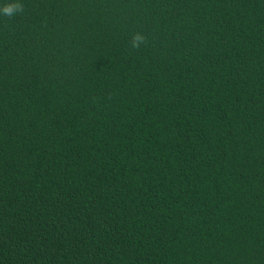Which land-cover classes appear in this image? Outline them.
Instances as JSON below:
<instances>
[{
	"label": "trees",
	"instance_id": "16d2710c",
	"mask_svg": "<svg viewBox=\"0 0 264 264\" xmlns=\"http://www.w3.org/2000/svg\"><path fill=\"white\" fill-rule=\"evenodd\" d=\"M17 3L0 264H264V0Z\"/></svg>",
	"mask_w": 264,
	"mask_h": 264
},
{
	"label": "clouds",
	"instance_id": "9594fccd",
	"mask_svg": "<svg viewBox=\"0 0 264 264\" xmlns=\"http://www.w3.org/2000/svg\"><path fill=\"white\" fill-rule=\"evenodd\" d=\"M21 10L20 5L17 3L15 5H6L5 7H3L2 9H0V12H2L3 14L6 15H13L15 12H19ZM144 37L137 34L133 37V41H132V46L138 47L140 42H143Z\"/></svg>",
	"mask_w": 264,
	"mask_h": 264
}]
</instances>
